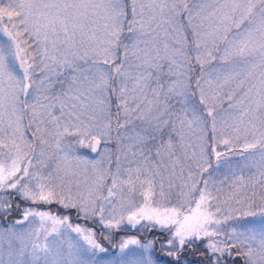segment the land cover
Segmentation results:
<instances>
[{
  "label": "rangeland",
  "instance_id": "obj_1",
  "mask_svg": "<svg viewBox=\"0 0 264 264\" xmlns=\"http://www.w3.org/2000/svg\"><path fill=\"white\" fill-rule=\"evenodd\" d=\"M11 192L108 243L133 216L167 259L264 264V0H0V212ZM21 208L0 264H167Z\"/></svg>",
  "mask_w": 264,
  "mask_h": 264
},
{
  "label": "trees",
  "instance_id": "obj_2",
  "mask_svg": "<svg viewBox=\"0 0 264 264\" xmlns=\"http://www.w3.org/2000/svg\"><path fill=\"white\" fill-rule=\"evenodd\" d=\"M127 4L129 5V3L127 2ZM128 13L130 15V7L128 6ZM115 80V77H113ZM111 97H112V112H113V116H114V135L119 131L120 128V124H119V112H118V105H117V97H116V92L114 89L111 90ZM22 203V204H21ZM19 205H35L38 208H46V209H50L51 211H53L56 215H69L70 220L73 222H79V221H85L89 226L93 227L96 232H97V239H99V237H102V228L95 222L89 221V220H85V219H80L78 218L79 212L78 209H76L75 207H63L61 206L58 202L56 201H51L48 203H42V202H32V201H27L21 197H19L18 195H16L15 193H10V201L9 204L6 208L5 212H0V216L1 218H3V216H7L8 219H15L16 217L13 216H9L8 214L9 212L12 214L15 211L16 206ZM11 206V208H10ZM92 223V224H90ZM148 234L150 236L156 237V241H155V247H158L161 243V241H164L166 239H168L169 236V232L168 230H162L156 227L151 228L148 231ZM125 235H130V232L128 231H120L116 234L117 237L120 236H125ZM202 244V245H200ZM200 244L198 245V249L195 253L196 255V262H198L199 264H213L211 261V255L208 251V249L203 245L202 242H200ZM191 254V252H190ZM235 252L232 253L227 259L224 260V262L218 261L214 264H234L235 260H238V263H242L241 258L238 256H234ZM175 257V256H174ZM174 257H172V260H176L174 259ZM170 264H173L172 261H169Z\"/></svg>",
  "mask_w": 264,
  "mask_h": 264
},
{
  "label": "flooded vegetation",
  "instance_id": "obj_3",
  "mask_svg": "<svg viewBox=\"0 0 264 264\" xmlns=\"http://www.w3.org/2000/svg\"><path fill=\"white\" fill-rule=\"evenodd\" d=\"M22 204V203H21ZM7 207H5V209H6ZM10 208H11V206H10ZM20 211H21V205H17L16 206V208H15V211H14V213H10L9 212V214H8V217L9 216H13V217H19L20 216ZM2 222L4 223V224H7L8 223V221H7V216H3V218H2ZM138 237L140 238V239H143L144 241H146V240H148L150 237H146V238H144V237H142V234H138ZM112 243H107V242H102V244L103 245H105L107 248H109V249H111L112 250V246L113 245H115L116 243H117V240H116V238H115V234H113V236H112ZM196 250H194V247H193V245H183V248L181 249V250H178L176 253H174V254H176V255H185V254H190V252H191V255H192V258H190V259H187L188 260V262H193V260H195V258H196V255H195V252ZM163 257V256H162ZM166 260H167V258H165ZM181 259V258H180Z\"/></svg>",
  "mask_w": 264,
  "mask_h": 264
},
{
  "label": "water",
  "instance_id": "obj_4",
  "mask_svg": "<svg viewBox=\"0 0 264 264\" xmlns=\"http://www.w3.org/2000/svg\"><path fill=\"white\" fill-rule=\"evenodd\" d=\"M141 225V221L133 216H130L125 221V227L130 231H136ZM115 249V247H113Z\"/></svg>",
  "mask_w": 264,
  "mask_h": 264
}]
</instances>
